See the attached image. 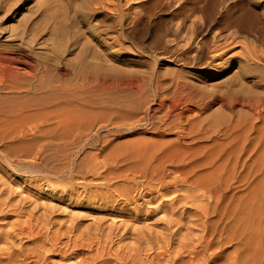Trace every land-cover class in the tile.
<instances>
[{"label":"rangeland","instance_id":"obj_1","mask_svg":"<svg viewBox=\"0 0 264 264\" xmlns=\"http://www.w3.org/2000/svg\"><path fill=\"white\" fill-rule=\"evenodd\" d=\"M249 1L250 0H245V2H249ZM190 5L191 3L188 2V0H101V1L95 0V2L94 0H0V62L2 61L1 57L3 56L5 52L9 50L19 49L27 55V59L29 63L28 66H26L23 70H21V71H24V70L25 71L20 73L18 77L16 78L13 77L11 79L9 78L7 80V83L6 81H3L5 83H2V80H1L0 96L1 95L2 96L0 97V106H4V105L7 106L11 104L13 100L26 101V102L29 100L28 102H30V100L33 97H37L38 95L42 96L41 94H43L44 96H46L45 99L42 101L43 102L42 104L46 105L45 111L49 110V108L53 109L52 107H54V109L56 108L55 110L57 111H65V110L72 111L74 109L73 112L76 115L77 114L79 115V117L77 115L78 119H80L78 120V123L80 122L78 124V130L83 134L82 140H84L86 136L89 135L90 137L89 141L94 142L93 144L94 148L101 147V149L103 150L105 149L104 152L111 151L114 153L117 152L116 154L119 153V155H121L120 160L124 159L125 161L124 163H122V165H125V163L129 161V158H130L129 155L132 152L133 148L135 152L137 151L138 149L136 147L137 143H138V147H139V143H141L140 144V148H141V145L143 146V143H145V140H147L148 138H151L150 140L152 139L154 140V141L152 140L150 144L155 141L164 142V141H170L174 139V136L176 135L175 134L176 129L172 128L170 131V130L165 129L164 125H165V122L167 123L169 122V120L173 121V119L178 118V113L181 112L182 115H181L180 121H182V123L180 125L183 127H187V128L191 126L190 127L191 129L195 127L192 130V132L194 131L195 132L192 134L193 135L195 134L193 136L194 138L198 137V139L193 144L194 146L193 145L191 146V149L189 150V154H186V155L187 156L195 155L196 157H198L199 160H210L211 158L212 159L217 158L218 156L217 162L219 164L221 162V159L223 158L218 155L219 153L221 155L224 151H226L227 153V151L229 152V149L232 150V148H240V146L241 148H243L244 147L243 144L244 143L246 144L247 141L249 142V144H246V145L244 144L245 147L252 146L257 140L256 136L258 134H256V136L253 135L254 133H257L255 131L256 127L258 126L264 127V125H262V121L261 122L258 121L259 125L255 124L256 119L254 118L250 107H248L245 104H242L240 101L232 100L233 98L237 97L236 93L241 94V93L251 92L252 95L264 93V91H261V90H264V80H262L264 79V66L253 64V63L251 64L242 63L241 65V63L238 62V59L232 56L234 55L236 51H239L240 49V47L237 46V43L235 40H231L230 41L231 43L229 42H227V44L225 43L224 46L222 45L223 43L218 45L217 44L218 42L217 43L214 42L215 44L214 43L212 44L210 42L211 46H209V50L208 48L204 50L203 52L204 54H202L204 56H202V61L200 63H196V64L191 63V62L182 63L181 61H179L178 58L176 57L177 52L180 51L178 49L179 39L177 40L178 35H176L174 28L176 27V24H181V23L190 24L191 22L190 19H192V15L194 14H195L194 17H196L197 14H198L197 16H199V13H196V12H193V13L191 12V14H189L191 11V10L189 11V7H191ZM75 6H77V9H75ZM216 7L218 8H214L215 10H213L214 12H212V14L213 15L215 14V16L211 15L212 20H210V22H208L207 24H214V23L218 24L217 18L219 15L218 14L219 6H216ZM249 7H252L253 9L259 12L260 8L254 7L253 5H249ZM55 11H57L56 13L58 16V17L56 16V18H54V16L52 15V13ZM184 11L186 13H184ZM187 12L189 15L187 14ZM48 14L52 15V17L49 16ZM180 19H182V21ZM213 21L215 22L213 23ZM161 36L164 38H162ZM159 37L162 39H160ZM173 39L174 41L176 40L177 43L176 41L174 42ZM158 40L160 41L162 40L161 43ZM214 45L217 48L220 45L221 47L217 49ZM167 48L169 49L170 52H168ZM166 50L168 53H166ZM219 52L224 53L223 57L225 59L224 58L221 59L222 61L220 59H217L216 61L219 62L217 63L218 65L213 66L212 64L209 63V58L211 55H216ZM1 63L3 64V61ZM78 66H79V69H78ZM80 69H81V72H80ZM0 70L2 71V69ZM86 70L88 72H85ZM26 71L27 73L25 74ZM88 74L90 77H86ZM132 77L133 78L135 77L138 79L140 89L135 88V90L133 89L131 90L130 88L125 86V83H123L120 86H117L118 84L115 83V82L119 83L120 80L125 81V80H129V78L132 79ZM112 78L114 79V81ZM158 78L162 80L160 84L157 81ZM93 79H94V82L91 81ZM105 79L109 82H113L114 84L112 83L110 87L102 84L103 81H105ZM176 79H181V80H184L186 83H188L189 89H184V90L179 89L180 91L177 89L178 91H176L172 86V82H174V80ZM92 82L93 84L94 83L95 84L94 85L90 84ZM9 83L10 84L12 83V85L13 84L15 85L13 86L8 85ZM17 85L19 88H17ZM166 85L168 87H166ZM7 86H9V88ZM10 86L13 87V90L14 89L15 90L13 91ZM15 86L17 89L15 88ZM21 88L23 90H21ZM17 90H19V92ZM28 90L30 92H28ZM173 91H176V92H173ZM36 92H39V93H36ZM53 92L56 94H54ZM14 93L15 95H13ZM253 93H256V94H253ZM239 94L237 98H240ZM49 95H52V96H49ZM59 105H61L62 108H60ZM35 106L36 105L33 104L32 108H35ZM69 106L71 107V109ZM32 108H31V112H34ZM150 114L153 115V118H150ZM38 115L40 116V119L43 118L44 116L41 113H38ZM152 121L155 123V125L161 128L160 129L161 135L157 133H153L154 125L152 127ZM251 121L253 122L255 121L254 122L256 126L254 129L255 132L251 130L250 128L251 127L250 124L253 123ZM187 122H191L189 126ZM193 122H195L194 125H192ZM242 123H244L245 125ZM196 124L197 125L199 124L198 127L201 126V128L200 127L198 128ZM201 124H203L204 127ZM247 124H249L250 126ZM84 125L86 127H84ZM230 127H233V128H230ZM237 127H240V129L238 130ZM84 128L85 130H83ZM196 128L199 130H197ZM206 128L208 129L206 130ZM241 129H242V132L240 133ZM248 129H250L251 131ZM200 130H202L201 133L199 132ZM204 130L206 131V133L203 132ZM197 131L199 132V134ZM243 131L245 134H242ZM248 131L249 133L251 132L253 136L251 134H248ZM196 132H197V136H196ZM59 133L60 132L57 131L55 133L51 132L44 136L42 135L39 136L41 140L40 143L45 144L44 146L49 145V147H45L44 152L42 151L43 153L40 154V157H38L39 159L34 158L35 160L33 159L34 156L32 155L36 151L35 149L39 148V143H34L33 144L34 146L31 145V147L33 146L32 148L30 147L31 153H29V156H27L28 150L26 149H28V146H20L22 148H19L15 143H12V142L10 143L9 141L3 142L4 145H6L7 143L6 146H8L7 148L9 149L7 151L8 152L10 151L9 153L11 154V160H10V158H8V156H10L8 152H7V157H4L1 155L2 154L1 151H5L6 149H3V148H6V147L4 145L3 147L2 142H0V157H1L0 158V162H1L0 163L1 164L0 165V171H1L0 172V188H1L0 198L1 196L2 197L5 196V192H4V195H1L3 194L1 192L4 190H6L5 197L9 198V199L5 197L1 198L0 201L3 204L1 202L0 203L3 206H5L4 204L5 202L10 203L9 201H11L12 206H13L12 207L10 205L11 203L10 204L6 203V206L4 208H6L7 205H9L6 208L7 211H5V209L4 211H2L3 206L0 205L2 206L0 207V215H1L0 216V227L2 224L4 226V227L2 226V229H0V234H1L0 237L4 235L7 231L8 232L10 231L9 233L11 234V236L16 235V233L18 236L20 232L21 234L24 232L23 229L28 230V231L25 230L24 232L25 234L24 233L22 235L20 234L21 236L19 235L18 236L19 238H16L17 236L12 237V239H14L15 241L10 238L13 244H11L12 242L8 243L10 242V240L8 238H7L8 240H6V238H4L5 236L1 237L2 241L4 240L3 242L5 241H8V242L7 243L5 242L2 246L1 244L3 242L0 241L1 242L0 248L2 249L6 248L5 250H7V247L8 246L10 247V244H11L13 248L12 247L8 248L10 250L11 248L17 249V247H22L24 249L29 247L25 250L31 249L32 247H34L35 244L39 243L38 240L40 238L41 239L43 238V236L40 238L37 235L35 236L33 232L38 234L37 232L39 231L40 228L41 229L43 228L42 225L44 226V224H46L45 226L47 228L44 226L42 230H45V228L47 230L42 231V232L40 230L39 233L45 234L47 231H48L47 233H51L57 226L56 227L57 229L54 230V232L58 231L60 232V236L63 235L62 236L63 241L61 240L63 244L58 243L61 246V248L62 246H64V238L67 236L69 232V231H66L68 230L67 227L69 226L67 224L71 225L72 223L73 226H76L75 228H77L76 229L77 231L74 229L76 233L75 231L74 232L72 231L71 233L69 232L68 234L69 236L67 237L73 240L72 236L73 238H76L77 237L76 234H78L79 233L78 230H80L81 234L79 233L78 235L79 236L81 235L84 238L87 237V239L89 240L91 236L88 237V235L89 234L92 235L93 232H95L96 234H93L94 236H92V238L96 237L97 239L94 238L96 239L95 241H93L94 239L89 240L91 242H89L86 239L87 240V241L85 240L86 244L88 242L90 243L89 245L87 244V247L90 246L91 249L93 248L100 249V247L98 246H100L101 244V248L105 246L104 248L109 249V245L111 244L110 245V247L112 246L110 248L111 253L114 251H124V249L125 251L126 250L128 251V249L130 248L139 247L137 240H135L136 237H134V235L133 237L132 235L128 237L129 234H127L128 236L127 235L123 236V237L126 236L125 238L121 237L122 236L121 233L123 231L122 229H124V226H125L123 223H126V222L131 223L129 224V226L136 225V223H137L136 226L138 225L145 226L146 224L147 227L151 226L149 228L150 229L152 228L151 229L153 230L152 232L156 235L157 232L155 233L154 231H156V228L161 225L155 219L158 217L159 214L160 215L162 214H161L160 209H157L158 211L155 210L154 213L152 212V210L155 207H157L156 204L159 205L158 201H156V203L152 202L153 204L149 203L148 205H146L147 208L144 206V209L147 210L146 212H150V213H146L145 210L143 209L144 211L142 212L143 215L140 217V220H139L141 223L136 222L135 224H132L133 222L131 221V219H128L129 221H126L128 216L126 215L123 216L122 214H119L120 208L118 207L120 205H116L115 207L110 208V212L112 213L105 212L104 207L98 208L96 207L97 206L96 204L94 206V203H92V200L85 201L83 199H77L76 201L72 199L70 200L66 199L67 197H65L64 202L63 201L61 202V200L59 202V200L56 199L55 195L51 194V192L48 189H46L45 183L39 180V177H40L39 172L41 169L40 168L41 165L37 164V162L40 160V158H42L41 155L43 154L46 155L48 153H51L52 151L65 146V143L70 142V138L66 137L67 135L61 136L59 135ZM203 133L205 136L203 135ZM239 134L241 136L242 135H245V136H242V138H240ZM234 136H237L238 139H234ZM250 136L252 137L255 136V138H252ZM51 137L53 139H51ZM249 139H251V141H249ZM244 140L245 142H243ZM226 141L229 144V147L227 146ZM238 141L239 143L236 144ZM229 142L231 143L234 142V143H232L233 144L232 145ZM8 143L10 144L12 148L9 147ZM261 143L264 144V141H262ZM239 144H242V145H239ZM67 145L69 144L67 143ZM201 146L202 148H199ZM226 146L228 147L227 148L228 150L226 149ZM15 147H16V150H15ZM88 148L89 147L80 150L81 156L92 150ZM177 149L174 151L175 152L174 154L172 153L173 155L177 156L181 154L180 152H182V149L181 148H177ZM220 150H223V152ZM193 151H196V152H193ZM243 151H245V149ZM122 152L125 153L124 155L128 153V156L126 157L123 156ZM243 153H242L243 157L241 154L239 156L242 159L244 158L245 160H246V156L248 157L251 156L250 158L251 161L248 160L247 161L249 162L247 163L248 165L245 164V167H242L244 165V163L242 165V161L244 162L245 160L244 159L242 160L238 156L239 157L238 159L240 160V161L238 160L239 164L235 165L236 168L233 172L230 173V170H229L230 175L231 174L233 175L234 173L233 176L232 175L230 176L231 178H229V180L231 179L232 181L234 180L235 181L232 182L231 180L230 181L228 180L231 183L230 184L229 182H227L226 184L227 186L228 184H230L228 188L226 187L228 190L225 188V185L221 186L224 189L222 190V193L220 194V196L221 195L222 196L221 197L219 196V197L220 198L224 197L223 195L224 193L225 194L224 202L227 203V205L226 204L223 205L224 202L220 201L223 198L219 200V197H218V200H219L218 205H220L218 207H221V209L218 208V211L223 210L224 213L227 210L230 211V212L227 211L228 213L226 212L225 213L226 215L221 211L219 212V215L223 218V219L221 218L222 219L221 224L223 225L224 223H227L228 224L227 227L229 228V229L226 228L224 233L228 232V235H231L234 238V236H237L236 233L239 235L242 232L243 234L241 235H244V237L246 236V239L248 237V239L250 240L249 242L251 243V245L249 243V245L251 246L250 248L253 249L252 248V245L254 244L253 241L257 237L258 239L255 240L256 242H258L259 240L264 241V232H262L264 230L261 231V228L264 229V226H261V225H264V222H262L264 221V200H262L264 198H261V197H264V181H262L264 180L262 179L264 178L262 177L264 176V172H261V171H264V168L260 170L261 167H264V156H261L258 153L256 154V156L255 154L250 155L248 152H247L248 154L246 152H243ZM257 155L260 156L261 159L260 157H257ZM18 157H20L19 158L20 161L18 160ZM6 158H7V161L9 160L8 163L6 161ZM125 158H128V161H126L127 159L125 160ZM15 159L17 160V164L19 165L14 164L16 162ZM258 160L260 161V163H258L259 162ZM9 164H11V166L13 165L12 167L14 169H12V167L9 166ZM240 164L242 168L238 167L240 166ZM126 165L128 166L129 164L127 163ZM17 166H19L20 168H18ZM255 166L260 167L259 170L257 167H256L257 170H253ZM21 167H23L22 172H21ZM205 167H202L203 169L201 168L202 170L201 171L199 170V173H201L202 171L204 172L205 170L208 171V169H210V167L209 168L208 167L205 168ZM243 168H245V170H247L251 174V175L249 174L250 175L249 182H251L249 185H248L249 182L247 183L245 181L243 182V180L246 179L245 177L246 171L243 172L244 174L240 173L242 172L241 170ZM23 169L25 170L27 169L26 172L24 170L25 174L23 173ZM255 172L257 174H255ZM258 172H261L262 175L261 173H258ZM253 173H254V178H253ZM34 174H37V175H34ZM258 174H260L261 176H259ZM33 176L38 177V178L36 179ZM30 177H33V178H30ZM241 177H244L245 179ZM256 177H259L258 180H256L257 179ZM251 179L253 181L255 180L254 181L255 183ZM53 180L62 182L61 179L59 180V179L54 178ZM260 180L262 182H260ZM4 183L6 185H4ZM255 184H257V186H255ZM7 185L9 188L7 187L4 189L3 187ZM35 185L37 189L35 188ZM249 186H251L253 189L252 188L250 189ZM245 187H246L245 190H247V187H249L248 189L249 194H250V191H252L250 195L248 193L247 194L245 193L246 192L244 190ZM242 193L243 194L245 193V194L242 195ZM26 195L27 196L29 195L31 197H27ZM246 196H248V198ZM24 197L27 199L24 200L25 199ZM20 198H22V200ZM245 198H247L249 201L251 198L252 201L250 202L252 203L251 204L250 202L247 203L246 201L248 200ZM3 199L5 201H3ZM16 199L18 200V202ZM242 199L243 200L245 199L244 202L247 204L243 203ZM79 200L81 201L79 202ZM13 201H16V202H13ZM22 201L24 202L22 203ZM30 201H32V203ZM239 202L241 205L239 204ZM13 203L16 205L17 204L19 205L14 206ZM234 203L235 204L237 203L238 205L237 207L238 211L236 215H243L246 217L245 214H247L246 221L248 220V223L245 221L244 224L245 225L249 224L248 225L249 228L246 226L247 228L246 229L244 224H243L244 228L242 227V224L241 226L239 225V227H237L234 223L233 224L234 226H236V228L234 226L229 227L233 221V219L231 218L236 208V207H233L235 205ZM35 204H36V207H35ZM247 205L248 206L250 205L251 210L249 209ZM227 206H228V209H227ZM245 207L247 208L248 211H250L249 212L250 214L251 212L253 214L249 216V213H246L247 211L243 210V208ZM10 208L11 210L14 209V211L10 210L11 212H9L8 209ZM45 208L46 210H50V213L48 212L49 213L48 215L50 217L48 215L46 216V218L44 217L45 219H47V221H49L47 223L45 219H43L45 223L41 219V217H43L42 215L44 214ZM51 209L53 210V212L51 211ZM231 209H234V210L231 211ZM25 210L27 211L26 212L27 216H24L25 217L24 218L22 215L25 213ZM28 210L31 211V212L29 211L30 214L32 212H35V213H33V215H30L28 214L29 213ZM257 210L259 213H257ZM42 211H43V214H42ZM261 211H262V214H261ZM26 213L24 215H26ZM222 213H223V216H222ZM45 214H47V212ZM35 215H37L38 218ZM19 217L21 218V220H19ZM27 217H29L30 220ZM34 217H36L37 219ZM48 217L50 220H48ZM249 217L252 219V224H253V221L255 223L254 226L253 225L251 226H253L252 229L257 231V232L254 231L256 234L259 232L257 235L254 234V232L251 230V227H250L251 219H249ZM33 218L35 220H33ZM14 219L17 222L13 221ZM22 219L24 220L28 219L29 221H27L26 223V221H23ZM69 219L70 221L72 220L71 223ZM223 220H225V222ZM20 221L22 223L24 222L27 227L25 226L24 223L21 226ZM33 221L34 222L36 221L35 223L39 222L41 227L38 225L39 223L37 224L38 225L37 226L36 224L33 223ZM64 221L67 224H65ZM154 221L158 222L159 225L156 224ZM29 222L31 223V225L33 223L34 226L38 227V231L37 229L35 230L34 226L32 225L33 226L32 227ZM56 222H59L57 223L58 225L57 224L54 225V223ZM61 222H63L64 225ZM6 223H9V224L6 226ZM13 223L14 225L15 223L17 225L14 226L12 225ZM60 224L62 225V227ZM126 224L128 226V223ZM221 224H218V231H220L221 229L220 228L222 226ZM53 225L55 227H53ZM95 225H98V227L101 226L100 234L94 231L96 229L94 227H97ZM257 225L260 227L259 231H258L259 227H256ZM12 226H14V228ZM29 226H30L31 232L33 231L32 234L35 236V241L38 238L36 242L34 241V239H32L34 238L32 235H31L32 238L30 236H27V235H30L29 229H28ZM49 226H52V227L48 228ZM64 226H67L66 230H64ZM6 227H7V230H5ZM8 227H10V229ZM59 227H61V229ZM17 228H19L18 230H20L21 228L23 231L22 230L18 231ZM241 228H243L246 231H244ZM91 229L93 232L91 231ZM102 230H104V232L106 231L107 234L109 232L111 235L110 234L107 235L102 232L104 234V237H103V234L101 233ZM157 230H160V229L157 228ZM248 230H249V234L250 232H252L251 234L253 236L251 234L250 235L247 234ZM66 232L67 234H65ZM82 233L85 236L82 235ZM116 233L118 234V237ZM154 234H152V236H155ZM259 235H261V238ZM97 236L98 237L101 236V238L99 237L100 238L99 239ZM105 237L106 238L109 237L108 238L109 241H106L107 239H103ZM253 237L254 238L256 237V238L253 239ZM69 238H65L66 239L65 241H67ZM31 240H33L35 244ZM78 240H79V237H78ZM104 240L106 243L104 242ZM113 240L114 242H112ZM251 240L253 241L251 242ZM234 241H230L228 243L226 242L227 244L226 243L224 244L225 245L224 253H230L233 250L236 240ZM101 242H103V246ZM19 243L21 245L17 246V244ZM78 243H80V241ZM94 243L96 247L94 246ZM4 245L6 246L5 248H3ZM31 245L32 247H30ZM59 245L58 247H60ZM142 246L144 249L143 251L144 253L140 252V256H143L144 258H141L140 256L139 257H140V261L141 259H144L141 261V262H144L145 256L146 257L147 255L152 256V254H154L153 253L154 251L150 249V251L147 252L149 250V247H146V245L144 244ZM87 247L85 246L84 249L86 250ZM84 249L81 250V252L87 253V251H85ZM94 249L92 251H94ZM112 249L114 250L111 251ZM140 249L142 251V248ZM145 249L147 251H145ZM247 252L252 253V250L250 251L247 250ZM3 256H4L3 254H0L1 259L3 258ZM50 257L51 259H54L52 260L53 263L55 261H58V262L61 261V259H59V257L57 256H49V259ZM110 258L112 259L113 257H110ZM221 258L225 259V256ZM221 258L219 261L222 262L223 260ZM69 259L70 261H68ZM69 259L67 261H61L60 263L61 264H66V262L73 263L74 260L76 262V260L79 258L77 259L72 258V260L71 258ZM113 260L114 259L109 260L107 264L114 263L115 261ZM1 261L3 262L4 259H2ZM110 261L112 262L110 263Z\"/></svg>","mask_w":264,"mask_h":264},{"label":"bare ground","instance_id":"obj_2","mask_svg":"<svg viewBox=\"0 0 264 264\" xmlns=\"http://www.w3.org/2000/svg\"><path fill=\"white\" fill-rule=\"evenodd\" d=\"M94 2H95V0H94ZM188 2L191 3V5H190L191 7H189V11L190 10L191 11L189 14H191V12L192 13L196 12V13H199V16H197L198 15L197 14L196 17H194V15H195L194 14V15H192V19L189 18L191 20L190 24H182V23L176 24V27L174 28L176 35H178L177 40L179 39L178 40L179 48L178 47L177 48L180 51L177 52V56H176L179 61H181L182 63H190V62L195 63V64L200 63L202 61V56H204V55H202V54H204L203 53L204 50L207 48L209 50V46H211L210 45L211 43L213 44L214 42H216V43L218 42L217 43L218 45L223 43L222 45L224 46L225 43L226 44H227V42L231 43L230 42L231 40H235L237 43V46H239L240 49H239V51H236L234 53V55H232V56L237 58L238 62H240L241 65H242V63H247V64L253 63V64L264 66V25H262V24H264V0H250L249 2H245V0H188ZM249 5H253L254 7L260 8L259 12L256 11L255 9H253L252 7H249ZM216 6H219V9H218L219 15L217 18L218 24H215L214 23L215 21H213L214 24H207L208 22H210V20H212L211 15L215 16V14L213 15L212 12H214L213 11V10H215L214 8H218ZM75 9H77V6H75ZM183 9H184V7H183ZM56 12L57 11L52 13L54 18H56V16H57ZM184 13H186V12L184 11ZM187 14H188V12H187ZM52 15H49V16L52 17ZM51 19H53V18H51ZM180 20L182 21V19H180ZM162 38H164V37H162ZM162 38H160V39H162ZM158 41L161 43L162 40L161 41L158 40ZM173 41H174V39H173ZM160 43H158V44H160ZM176 43H177V41H176ZM219 47H221V45L218 46V48ZM168 52H170L169 49H168ZM168 52L166 50V53H168ZM223 54H224L223 52H219L216 55H211L209 58V63L212 64L213 66L218 65L217 63H219V62L216 60L217 59H220V60L223 59L224 58ZM1 59L3 61V64L1 63L2 62L1 61L0 62V69H2V71L0 70V82L2 80V83H5L3 81H6V83H7V80L9 78L11 79L13 77L14 78L18 77L20 75V73L25 71V70L24 71H21V70H23L29 64L28 59H27V55L19 49L9 50V51L5 52L3 54V56L1 57ZM78 69H79V66H78ZM80 72H81V69H80ZM85 72H88V71L86 70ZM26 73H27V71L25 72V74ZM27 75H29V74H27ZM86 77H90L89 74ZM262 80H264V79H262ZM91 81L94 82V79ZM113 81H114V79H113ZM157 81L160 84L162 80H160L158 78ZM93 82L90 84L94 85L95 83L93 84ZM12 83L11 84L9 83L8 85H12ZM112 83L113 82H109L105 79V81H103L102 84L110 87L112 85ZM115 83L118 84L117 86H120L123 83H125V86L130 88L131 90L132 89L135 90V88H139L138 79L135 77L134 78L132 77V79L129 78V80H125V81L120 80L119 83H117V82H115ZM81 84H83V83H81ZM13 85H15V84H13ZM172 86L176 91H178L179 89H182V90L189 89L188 83H186L184 80H181V79L174 80V82H172ZM7 87L9 88V86H7ZM166 87H168V86L166 85ZM11 88L13 90V87H11ZM15 88H16V86H15ZM17 88H19L18 85H17ZM19 90H17V91L19 92ZM21 90H23V89L21 88ZM176 91H173V92H176ZM194 91H195V89H194ZM261 91H264V90H261ZM28 92H30V91L28 90ZM15 93L13 95H15ZM36 93H39V92H36ZM50 93H52V92H50ZM20 94H22V93H20ZM54 94H56V93H54ZM238 94L239 93H236L237 97H238ZM253 94H256V93H253ZM41 95L42 96L38 95L37 97H33L30 100L31 103L28 102L29 100L27 102L26 101H15V100H13V102L11 104H9V102H8L9 105H7V106H5V105L0 106V142H2V146L4 145L3 142H8V141L10 143L11 142L15 143L19 148H22L20 146H28V149H26V150H28L27 156H29V153H31L30 152L31 145H33L34 143H39V148L35 149L36 151L32 155V156H34L33 159L34 158L39 159L38 157H40V154H42L44 152L45 147H49V145L44 146L45 144L40 143L41 140H40L39 136H41V135L44 136V135L51 133V132L55 133L57 131L60 132L59 135H61V136L67 135L66 137L70 138V142H67L69 145H67V143H65V146H63L62 148H58L57 150L53 149L54 151H52L51 153H48L46 155L43 154L44 156L41 155L42 158H40L39 161L37 160L38 161L37 164L41 165L40 166L41 169L39 172V176H40L39 180H41L45 183L46 189H48L51 192V194L55 195L56 199H58L59 202H60V200H61V202L62 201L64 202L65 197H67L66 199H69V200L72 199V200H76V201H77V199H83L85 201L86 200H89V201L92 200V203H94V206L96 204L97 205L96 207H98V208L104 207L105 212H110V208L115 207L116 205H120L118 207V208H120L119 214H122L123 216L124 215L128 216L126 221H129L128 219H131V221L133 222L132 224H135L136 222H140L139 220H140V217L143 215L142 212H144L143 211L144 206L146 207V205H148L149 203L153 204L152 202L156 203V201H158L159 205L156 204L157 207H155L156 209L154 208L152 210V212L154 213V211L157 209L161 210L162 215L159 214L160 215L159 216L157 214L158 217L155 219L160 223V225H161V226H159L160 228L159 227H157V228L160 229L161 231L157 230V228H156V231H154V232L155 233L157 232V233L155 235L152 232L153 230H151L152 228L151 229L149 228L151 226L147 227L146 224H145L146 227L140 226V225H138L139 226L138 227V226H136L137 223H136V225H130V226H129V224H131V223H129V222H126V223H128V226L126 223H123L125 226H124V229H122L123 231L121 230L122 231L121 237H123L124 235H127V234H129V236L127 235L128 237H130V235H132V237H133V235H134V237H136L135 240H137L139 247L130 248V249H128V251L127 250L125 251V249H124V251H114L111 253L110 252V248L112 247V246L110 247L111 244L109 245V249L104 248L105 246L103 248H101V244H100V246H98V247H100V249H97V248L94 249L93 248L94 251H92L93 249H91L90 246L87 247V244L89 245L90 244L89 242H91L89 240H91V239L93 240L94 238H96V237L92 238V236H94L93 234H96L95 232L92 231V229L96 228L94 231H96L97 233L100 234V229H101L100 227L101 226L98 227V225H95L97 227H94L91 229L93 234L88 235V237L91 236L89 238V240L87 239V237L84 238L83 236L78 235L79 233L81 234L80 230H78L79 233L76 234L77 237L73 238V236H72L73 240H71L67 236H69L68 235L69 232L70 233L72 231L74 232L77 228H75L76 226H73V224L71 223L72 220L70 221V219H69L71 225L67 224L64 221L65 224L69 225L68 227L64 226V230H66V227H67L68 230H66V231H69L68 234H67V232L65 233V234H67V236L65 235L66 237L65 236L64 237L69 238V239L67 241H65L66 239L64 238V246H62V248H61V246L59 244L60 243L63 244V242H62L63 241V239H62L63 235L61 233L62 236H60V232H58V231L54 232V230L57 229L56 228L57 226L55 227L54 225L59 223V222L54 223L53 227H55V229L53 230V232L50 231L51 233H47L48 232L47 231L45 234H43V233H39V232H40V230H41V232L47 230L46 229L47 227L45 226L46 224H44V226L46 227L45 230H42L44 228V226L42 225L43 228L42 229L40 228L38 231V227L33 225V223L36 225L39 223V222L35 223L37 221L36 220L35 222L33 221L32 225L34 226L35 230L37 229L38 232L37 231L36 232L38 234L34 233L33 231L32 232H33V234H35V236L37 235L39 238L43 236V238L42 239L40 238L39 240L37 238L36 241L38 240L39 243L35 244L34 243L35 236L32 234V232L30 230V226H29L28 229H29L30 235H27V236L31 237V235H32L34 238H32V237L31 238L34 239V241L33 240H31V241H33V243L35 244L34 247H32V245H33L32 244L30 246L32 248L29 250H25L29 247H27L25 249L22 247H17V249H12L13 247L11 246V244H13V242L11 241V239H12V237L17 236V233L14 236H11V234L9 233L10 231L9 232L7 231L5 234L3 233L4 235H2L1 237L5 236L4 238H6V240L9 239L10 242H8V241H5V242L6 243L12 242L10 244V247H12V248L10 250V249H8V248H10L8 246L7 250H5L6 249L5 245L3 247L5 249L0 248V254L4 255L2 258V259H4V261L2 262L1 261L2 259L0 258L1 259L0 264H58V263L61 264L60 263L61 261H67L69 258H71V260H72V258H75V259L79 258V259H77L76 262L73 259L74 260L73 263L66 262V264H97V263L107 264L108 261L112 260V259H114L113 261H115L114 262L115 264H264V241L259 240L258 242H256L255 240H257L258 237L256 236L257 237V238L255 237L256 239L253 237V239H255V240L254 241L251 240V242L252 241L254 242V244L252 243L253 249H251L250 248L251 243L249 242L250 240L248 239V237L246 239V236L244 237V235H241V234H243L242 232L239 235L236 233L237 236H234V238L231 235H228V232L224 233L225 229L228 228L227 227L228 224L227 223H224L223 225L221 224L222 223L221 220L223 218L219 215V212L220 211L223 212V210L218 211V208L221 209V207H218V206H220V205H218V201L223 198L222 199L223 201L222 200H220V201L224 202V198H225L224 193H223L224 197L220 198L222 196V195L220 196V194L222 193V190L224 189L221 186L225 185V188L226 187L228 188V186L231 184L229 182L231 179L229 180V178H231L230 176L232 174L230 175V173L235 170V168H236L235 165L239 164L238 163V160H239L238 158L240 157L239 155L240 154L242 155L243 152H246V153L248 152L250 155L255 154V156H256V154L258 153L259 155L264 156V144L261 143L262 141H264V139H262V138H264V127H262V126L256 127L255 126V124L256 125L258 124V121H260V122L262 121V125H264V93H259L256 95H252L251 92L250 93H241V94H239L240 98L236 97V98L232 99L233 101H236V100L240 101L242 104H245L248 107H250V109L252 110V114H253L254 118L256 119V122H257L256 123L254 121L255 122V124H254V122L251 121L253 123L250 124L251 125L250 128H251V130L254 131V129L256 127L255 131L257 133H254L255 131L254 132L252 131V132L254 133L253 135H255V136H256V134H258V135L256 136V138H257L256 142L252 146H246L245 147L246 144H249V142L247 141L246 144L244 143L245 145L243 144V146H244L243 148H241V146H240L241 150H240V148H232V150L229 149V152L227 151V153H226V151L223 152V150H220L223 153L221 155L219 153L218 155L220 157H223V158L221 159V162L219 164L217 162L218 156H217V158H213V159L211 158L210 160H199L198 157H196L195 155H190V156L186 155V154H189V150L191 149V146L198 139V137L194 138L193 136L195 134L194 135L192 134L195 132V131L192 132V130L195 127L191 129L190 128L191 126L189 128H187V127H183L180 125L182 123V121H180L182 113L179 112L178 118L173 119V121H170L168 119L169 122H167V123L165 122V125H164L165 126L164 128L167 130L171 131L172 128L176 129V133H175L176 135L174 136V139H172L170 141H164V142L163 141H155V142H152L153 144L152 143L150 144V142L153 139L150 140L151 138H148L147 140H145V143H143V146L141 145V148H140L141 143H139V147H138V143H137V146H136L138 148V149L136 148L137 151L135 152L134 148H133L132 152L134 151L135 153L134 152L132 153L130 151L132 153V155H131V153L129 152L131 155V156L129 155L130 158L128 157L129 161H128V158H125V160L127 159L126 161H128L127 162L129 164L128 166L126 165L127 163H125L126 166L122 165V163H124L125 161H124V159L120 160L121 155H119V153L116 154L117 152L114 153V152L110 151L113 147L109 150L110 152H104L105 149L103 150V149H101V147H99L100 149L94 148V145H93L94 142L89 141L90 140L89 135H87L86 138L84 140H82L83 134L78 130V124L80 123V122L78 123V120H80V119H78L79 115L77 114L78 115V117H77V115L73 112L74 109L72 111H70V110L69 111L68 110L57 111V110H55L56 108L54 109V107H52L53 109L49 108V110L45 111L46 105H43L42 101L45 99L46 96H44L43 94H41ZM202 95H204V94H202ZM49 96H52V95H49ZM158 99H160V98H158ZM33 104L36 105L35 108H32ZM30 105H32V106H30ZM59 106H60V108H62L61 105H59ZM31 108H32V110H34V112H31ZM70 109H71V107H70ZM38 113L43 114L44 115V116L42 115L43 118L40 119V116L38 115ZM35 114H36V116H35ZM150 118H153V115L150 114ZM190 123L191 122H187L188 126ZM194 123L195 122H193L192 125H194ZM199 124H200V122H199ZM242 124H244V123H242ZM153 125H154V127H153ZM198 125H197V127H198ZM201 125L203 126V124H201ZM240 125H241V123H240ZM247 125H249V124H247ZM86 126H87V124H86ZM86 126L84 125V127H86ZM152 127L154 129L153 133L160 134L161 128H159L157 125H155V123L153 121H152ZM199 127L201 128V126H199ZM240 127H237V129L239 130ZM208 128H206V130ZM230 128H233V127H230ZM247 128H248V126H247ZM83 130H85V128ZM197 130H199V129H197ZM248 130H250V129H248ZM201 131L202 130H200L199 132L201 133ZM244 131L242 134H245ZM197 132H196V136H197ZM199 132H198V134H199ZM203 132L206 133L205 130ZM241 132H242V129H241L240 133ZM204 133H203V135H204ZM248 134H251V132L249 133V131H248ZM90 136H91V134H90ZM242 136H245V135H242ZM242 136L240 135V138H242ZM252 136H250V137H252ZM255 136L252 138H255ZM199 138H201V137H199ZM51 139H53V138L51 137ZM58 139H59V137H58ZM187 139H189V140H187ZM234 139H238L237 136H234ZM246 140H248V139H246ZM249 141H251V139H249ZM243 142H245V140ZM224 143H223V145H224ZM226 143H227V141H226ZM229 143L232 144L234 142H232V143L229 142ZM238 143H239V141L236 144H238ZM6 145H7V143H6ZM6 145H4L6 148H3L4 146L2 147L3 149H6V150L1 151V153H2L1 155L4 157H7V152H8L7 150H9L7 148L8 146H6ZM8 145H9V147H11L9 143H8ZM232 145H231V147H232ZM239 145H242V144H239ZM227 146L229 147L228 143H227ZM227 146H226V149L228 148ZM234 146H236V145H234ZM87 147H89L92 150L81 156L80 150L87 148ZM224 147H225V145H224ZM177 148H181L182 152H180L181 154L176 156L173 154L175 153L174 151ZM199 148H202V146ZM3 149H1V150H3ZM244 149H245V151H243ZM15 150H16V147H15ZM193 152H196V151H193ZM122 154L125 157L128 156V153L126 155H124L125 153L122 152ZM243 155H244V153H243ZM243 155H242V157H243ZM123 156H122V158H123ZM257 157H260V156L257 155ZM8 158H10V160H11V154H10V156H8ZM19 158L20 157H18V160L20 161ZM250 158H251V156L250 157L246 156V160L243 158L245 160L244 162L242 161L243 159L241 158L242 159L241 160L242 165L244 163V165L242 167H245V164L249 163V162H247L248 160L251 161ZM260 159H261V157H260ZM6 161H7V158H6ZM8 161H7V163H8ZM21 161H22V159H21ZM258 163H260V161ZM11 164H9V166H11ZM14 164L15 165L17 164V160ZM252 164H254V163H252ZM17 165H19V164H17ZM2 166H4V165H2ZM205 166L208 168L210 167V169L207 168L208 171L205 170L207 172L202 171L201 173H199V170L201 171L203 169L202 167H205ZM14 167H16V166H14ZM17 167L20 168L19 166H17ZM238 167H241V164ZM252 167H254V166H252ZM256 167L257 166H255V168H253V170H257ZM22 168L23 167H21V172H22ZM257 168L259 170L260 167H257ZM262 168H264V167H261L260 170H262ZM12 169H14V168L12 167ZM246 169H247V167H246ZM24 170L25 169H23V173H24ZM26 170H25V172H26ZM229 170H230V173H229ZM241 171H242V172H240L241 174H244L243 172L246 171V173H245L246 179L244 177H241V178L245 179V180H243V182L244 181L246 183L249 182V178H250L251 174L247 170H245V168H243ZM261 172H264V171H261ZM261 172H258V173H261ZM31 173H33V172H31ZM255 174H257V173L255 172ZM34 175H37V174H34ZM233 175H234V173H233ZM258 175L261 176L262 173H261V175L260 174H258ZM27 177H29V176H27ZM33 177H30V178H33ZM234 177H233V179H234ZM238 177H240V176H238ZM262 177H264V176H262ZM34 178L37 179L38 177H34ZM54 178L59 179V180L61 179L62 182H58L56 180L54 181L53 180ZM253 178H254V173H253ZM256 178H257L256 180H258L259 177H256ZM262 179H264V178H262ZM29 180H31V179H29ZM234 181H232V182H234ZM262 181H264V180H262ZM262 181L260 180V182H262ZM227 182L230 183V184H228V186L226 185ZM37 183H39V182H37ZM250 183L251 182H249L248 185ZM4 185H6V184L4 183ZM255 186H257V184H255ZM7 187H8V185L3 187V188L5 189ZM39 187H41V186H39ZM249 187H250V189L252 188L251 186H249ZM249 187H247V190H245L246 187L244 188V190L246 191L245 192L246 194L249 192V190H248ZM35 188H36V185H35ZM224 191H226V190H224ZM4 192H5V196H6V190L2 191L1 193H3V194H1V195H4ZM251 192L252 191H250V194H251ZM244 194L242 193V195H244ZM5 196H3V197H5ZM3 197L1 196V198H3ZM27 197H31V196L28 195ZM218 197H219V200H218ZM246 197L248 198V196H246ZM5 198H8V197H5ZM241 198H239V199H241ZM247 198H245V199H247ZM261 198H264V197H261ZM4 199H3V201L6 200V199L5 200ZM20 199L22 200V198H20ZM26 199L27 198H25L24 200H26ZM245 199L244 200L242 199L243 203H245L244 202ZM262 200H264V199H262ZM80 201L81 200H79V202ZM229 201H231V200H229ZM236 201H237V199H236ZM250 201H252L251 198H250ZM250 201L248 200L246 202L248 203ZM9 202L11 204L8 202H5L4 203L5 206H6V203L10 204L12 206V202L11 201H9ZM13 202H16V201H13ZM17 202H18V200H17ZM23 202L24 201H22V203ZM30 202L32 203V201H30ZM1 203H0V205L3 204V203L2 204ZM247 203H245V204H247ZM251 203L252 202H250V204ZM225 204L227 205V203L224 202L223 205H225ZM239 204H240V202H239ZM13 205L17 206L19 204L16 205L13 203ZM24 205H25V203H24ZM236 205H237V203L233 206V207H236L235 210L231 209V211L234 210V213H233L232 218H231V219H233V221L231 220L232 223H231V225L229 224L230 225L229 227H233L234 224L237 227H239V225L241 226V224H242V227L244 228L243 224L246 221L247 214H245L246 217L243 215H236V213L238 211V208H237L238 205L237 206ZM2 206H0V207H2ZM5 206L2 207V211H4V209H5V211H7L6 208L9 205H7V207L4 208ZM35 207H36V204H35ZM248 207H249V209L251 208L250 205ZM49 208H50V206H49ZM98 208H97V210H98ZM225 208H226V206H225ZM245 208H243V210L247 211L246 213H249L250 211H248L247 208L246 209ZM14 209H15V207H14ZM14 209L11 210V208H10L8 210H9V212H11V211H14ZM17 209H18V207H17ZM227 209H228V206H227ZM30 210H28V212ZM21 211H23V210H21ZM43 211H44V209H43ZM43 211H42V214H43ZM51 211L53 212L52 209H51ZM146 211L147 210H145V212ZM26 212L27 211L25 210V213ZM30 212L28 214H30ZM46 212H47V214H45ZM48 212L50 213V210H46V208H45L44 214L42 215L43 217H41L42 221L49 214ZM228 212H230V211H228ZM33 213H35V212H32L30 215H33ZM110 213H112V212H110ZM146 213H150V212H146ZM223 213H222V216H223ZM257 213H259L258 210H257ZM24 214L22 215L23 217L27 216V213H26V215H24ZM252 214H253L252 212H251V214L249 213V216ZM261 214H262V211H261ZM3 215H5V214H3ZM30 215H28V216H30ZM14 216H16V215H14ZM35 216L37 217V215H35ZM20 217H19V220H21ZM36 217H34V218H36ZM49 217H48V220H50ZM251 217H253V216H251ZM261 217H260V219H261ZM27 218L29 219V217H27ZM34 218H33V220H35ZM142 218H144V217H142ZM15 219L13 221H15ZM28 219L27 220L22 219V220L26 221V223H27V221L30 220V219L29 220ZM249 219H251V218L249 217ZM31 220H32V218H31ZM45 220H46V223L49 222V221H47V219H45ZM152 220H153V218H152ZM225 220H223V221L225 222ZM258 221H259V219H258ZM15 222H17V221H15ZM43 222L45 223V221H43ZM43 222H42V224H43ZM124 222H125V220H124ZM154 222L156 224H158V222H156V221H154ZM246 222L248 223V220ZM262 222H264V221H262ZM23 223L21 222L20 225L22 226ZM61 223L64 225L63 222H61ZM119 223H120V221H119ZM8 224L9 223H6V226ZM97 224H99V223H97ZM218 224L222 225L220 227L221 228L220 231H218ZM254 224H255L254 221L252 224V219H251L250 227H251V230L253 232L255 231L254 229H252ZM257 224H258V222H257ZM12 225H14V223ZM15 225H17V224L15 223ZM30 225H31V223H30ZM38 225L41 227L40 223ZM120 225H122V224H120ZM248 225L249 224L245 225V228H246V226L249 228ZM251 225H253V226H251ZM2 226H3V224L1 225L0 229H2ZM14 226H12V227L14 228ZM25 226H26V224H25ZM25 226H24V228H25ZM236 226H234V227L236 228ZM261 226H264V225H261ZM50 227H52V226H49L48 228H50ZM61 227H62V225H61ZM61 227H59V228L61 229ZM256 227H259V226L257 225ZM8 228L10 229V227H8ZM13 228H11V229H13ZM147 228H149V229H147ZM235 228H233V229H235ZM243 228H241V229H243ZM18 229L19 228H17V230ZM102 229H103V227H102ZM238 229H237V231H238ZM259 229H260V227L258 228V231H259ZM3 230H4V228H3ZM5 230H7V227L5 228ZM17 230H16V232H17ZM20 230H22V229L20 228ZM20 230H18V231H20ZM23 230L25 232L26 229H23ZM62 230H63V228H62ZM262 230H264V229L261 228V231ZM26 231H28V230H26ZM76 231H75V233H76ZM107 231H108V229H107ZM121 231H119V232H121ZM244 231H246V230H244ZM102 232L104 234H107V232L106 231L104 232V230H102L101 233ZM119 232H118V234H119ZM255 232H257V231H255ZM255 232H254V234H256ZM262 232H264V231H262ZM83 233H82V235L85 234V233L84 234ZM251 233L252 232H250V234ZM14 234H15V232H14ZM20 234H21V232H20ZM104 234H103V237H104ZM109 234L110 233L108 232L107 235H109ZM112 234H114V233H112ZM118 234H117V237H118ZM152 234H154L155 236H152ZM244 234H246V233H244ZM247 234L250 235L249 230H248ZM18 236L16 238H19ZM259 236L261 238V235H259ZM1 237H0V239H1L0 241H2ZM78 237H79V240H78ZM99 237L101 238V236H99ZM114 237H115V235H114ZM125 237H123V238H125ZM108 238L105 237L103 239H107L106 241H109ZM120 238H119V240H120ZM86 239L89 241L87 244H86V241H87ZM96 239H94L93 241H95ZM12 240H14V239H12ZM234 240H236V243H235V246L233 247V250L232 251L230 250L231 251L230 253H224L225 252V250H224L225 245L224 244L226 242L228 243V242L234 241ZM79 241H80V243H78ZM5 242H3L1 245L3 246V244ZM104 242H105V240H104ZM112 242H114V240ZM101 243L103 246V242H101ZM249 243H250V245H249ZM57 244L60 247H58ZM143 244L146 245V247H149V250L147 251L145 249V251L149 252L151 249L154 251V252L151 251L154 254H152V256L147 255V257L144 255L145 261L141 262L142 260H144V259H141V261H140V257L144 258L143 256H140V252L144 251L143 246H142ZM19 245H21V244L20 243L17 244V246H19ZM85 246L87 247L86 250L84 249ZM94 246H95V243H94ZM24 247H26V246H24ZM59 248H61V249H59ZM126 248H127V246H126ZM140 248H142V251ZM83 249L85 251H87V253L81 252V250H83ZM246 249L249 251L252 250V253L247 252ZM3 250H5V251H3ZM24 250H25V252H24ZM113 250L114 249H112L111 251H113ZM91 251H92V253H91ZM186 255H187V257H186ZM221 255L225 256V259L224 258L222 259L221 257H223V256H221ZM49 256H57V257H59V259H61V261L60 262L55 261L56 263L55 262L53 263L52 260H54V259H51V257H50V259H51V261H50ZM110 257H113V258L111 259ZM220 258L223 260L222 262L219 261ZM68 261H70V259ZM111 262L112 261H110V263ZM114 263H112V264H114Z\"/></svg>","mask_w":264,"mask_h":264}]
</instances>
